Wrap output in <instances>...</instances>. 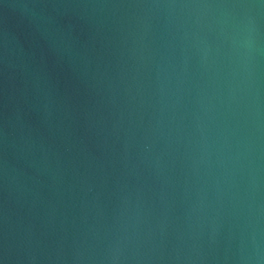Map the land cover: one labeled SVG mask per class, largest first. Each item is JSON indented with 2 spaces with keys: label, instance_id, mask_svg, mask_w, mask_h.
I'll use <instances>...</instances> for the list:
<instances>
[{
  "label": "water",
  "instance_id": "water-1",
  "mask_svg": "<svg viewBox=\"0 0 264 264\" xmlns=\"http://www.w3.org/2000/svg\"><path fill=\"white\" fill-rule=\"evenodd\" d=\"M0 264H264V0H0Z\"/></svg>",
  "mask_w": 264,
  "mask_h": 264
}]
</instances>
